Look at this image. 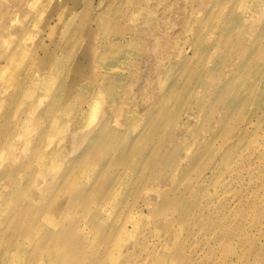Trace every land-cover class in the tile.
Wrapping results in <instances>:
<instances>
[{
    "label": "rangeland",
    "instance_id": "1",
    "mask_svg": "<svg viewBox=\"0 0 264 264\" xmlns=\"http://www.w3.org/2000/svg\"><path fill=\"white\" fill-rule=\"evenodd\" d=\"M0 1L16 15L4 29L0 19V129L5 135L18 127L36 95L22 92L30 77L44 74L38 119L28 137L18 136L16 151L26 154L46 135L37 164L44 156L52 164L30 170V191L48 206L42 219L76 223L73 242L80 240L72 244L81 248L63 261L41 252L36 234L0 227L7 239L0 240V264H264V158L253 148L264 152V0H106L108 22L102 36L91 28L87 45L95 49L70 87L85 21L77 19L74 33L56 25L67 0ZM57 116L63 126L53 140ZM252 117L254 130L246 126ZM103 122L118 148L107 173L121 176L115 186L102 183L110 176L84 184L94 189L90 206L69 211L76 186L58 177ZM240 127L251 130L232 176L229 148ZM137 147L145 151L135 159ZM84 165L79 180L100 173L99 161ZM7 190L0 188V208ZM8 225L16 226V215Z\"/></svg>",
    "mask_w": 264,
    "mask_h": 264
},
{
    "label": "bare ground",
    "instance_id": "2",
    "mask_svg": "<svg viewBox=\"0 0 264 264\" xmlns=\"http://www.w3.org/2000/svg\"><path fill=\"white\" fill-rule=\"evenodd\" d=\"M57 1H59V0H54L55 3ZM62 2H64V0H62ZM67 2L70 3V5L68 6L67 9H65L64 15L62 16V20L57 22L56 25L59 24V26L64 27L66 32L73 30L71 32L74 33V30L77 27V24H76L77 19L81 18V21H85V23L82 25L81 28L78 26L79 29H82L81 32H82V35L85 39L81 40V42L77 43L78 46H76V48H78V51H79L78 54L79 55H77V57H76L75 66L71 65V75H70V79H69V87H70V86H74L76 83H78L82 79V75L85 73V71H87V67L90 63V61H89L90 60V54L92 51H94L93 49H95L92 46L87 45L89 39H91V37H92V33H90L91 28L93 27V28L97 29L100 32L99 34L101 35V29L104 28L106 26V23L108 22L109 12L106 8H102L103 6H105L106 0H67ZM44 9H46V8H44ZM21 10L24 12L25 9H21ZM47 10H49V9H47ZM22 11H21V13H22ZM44 11H43V13H44ZM15 16L16 15H14L13 11L12 10L10 11L9 8L6 5H4L2 1H0V19H2V28L3 29L7 28L9 26L7 24H9V21L11 22V20L14 19ZM52 24H53L52 22H49V26H51ZM0 35H2L1 32H0ZM5 41H7V40H5ZM116 42L121 43V42H123V40H120L118 38ZM1 45L2 44H0V46ZM73 46H74V44H73ZM1 47H3V45ZM48 47H50V46H48ZM252 70H253V72H258L259 67L254 64V65H252ZM37 74H39V73H37ZM32 77H30L31 78V79H29L30 83L27 84V88L24 89L22 94L25 97L35 95V94L36 95L33 96L34 98H32V101L29 102L28 108L25 111V116L23 117L22 115H20V116H22V118L19 119V123L16 121L18 123L17 124L18 129L14 127L15 129L12 130V128H13L12 127L11 129H9L8 134L4 135V131L1 130L2 125L0 127L1 128L0 129V188H2V189H5L6 187L8 188L5 198L1 197V201H3V204H2V207L0 208V227L12 228L19 235L21 233H23L22 236L25 238L29 237L30 235L36 234L39 238V242H40L39 246H40L41 252H45V250L46 251L49 250V252L52 253V256L54 258L57 256L62 257L63 261H65L64 258L65 259H67V258L71 259V254H72L71 251H75L76 247H77V249L80 248L79 246H76L74 249L73 247L75 245L72 244L74 236L75 237L77 236L78 238H80L79 237L80 232L78 233V226H74L73 224H76V223L73 222V224H71L72 226L69 225L70 226L69 227L66 224H63L64 220L61 223V221H59L58 219L57 220L52 219V218H49L48 220L47 219L45 220L44 218L42 219L41 213H43L44 216L46 214H48L49 211L47 213L45 211L46 207L48 208V206L45 205L46 207L44 206V208H43V206H41L39 203H37L36 196H38L39 194H35V191H30V189L32 188V184H30V182H28V178L30 180L32 179V177H30L29 172H30V170H34L36 165H38L40 168L43 169V168H49L52 164V163L49 164L45 160L46 156L40 158V163L37 164V160L41 156V153H42V138L45 137L46 135L42 134L41 135V137L43 136L42 138H39L37 141H34L33 143H31L32 147L30 146V148H29V150H27L26 154L24 153V154L20 155V153L16 151V148L18 146L17 145L18 143L16 142V140L19 139L18 136H27L28 137L29 130L32 129V127H35V120L38 119V116L36 115V111L38 110V107H39L38 104H40V101H41L40 98H41V96H43L40 94V92H41L43 83L47 80L46 76L44 74H41V73L38 76H35V77L32 76ZM28 99H29V97H28ZM79 99L81 101V99L85 100L86 98L84 95L83 96L80 95ZM25 100H26V98H25ZM50 114H51V108H49L47 111H45L43 116L49 117ZM251 125L253 127V130H254L255 125L256 126L258 125V123L255 121V119L253 117L246 121V126L251 127ZM62 126H63V124L61 123L59 116H57L54 119V123H53V127H52L53 132L51 134H48L49 138H53V140H54L56 137H58L57 133L59 131H61L60 128ZM155 128H159V126L155 127ZM250 130L251 129L249 127H246V128L240 127L239 128V131H240L239 135L233 140L232 144L230 145V148H229V154H230L229 155V157H230L229 165L231 167L230 172H229L230 175H232L234 173V171H233L234 163L236 164V161H238V159L241 158V156H243V155H241V156L238 155V153H241L240 152L241 150L238 151L237 148L239 146H242V148H243L246 145L244 139L250 135ZM149 131H151V135L153 133H155L153 123L151 124V128ZM114 132L115 131L112 129L111 125L107 122H103L102 124H99L97 127H95L87 135L88 141L85 142L86 145L84 143L85 148H84L83 152L80 155H78L77 157H75L74 159H72L67 164V167L63 171V174L60 175V177H58V179L61 178L65 183H67V184L72 183L74 186H76V188L73 189L72 196H70L71 201H70V204L68 205V210L71 207H73V208L76 207L73 210H78L77 207L79 208V206H81V205H84V206L87 205V207L90 206V197H91L90 195L92 194L94 189H93V191H92V189H86L84 187V184H87L91 181L95 182L98 179H100L99 177H101V176H105V177L110 176L111 177L108 179L105 178L104 182H102L103 184L110 183V186H115L117 184V182L121 176V173L120 174H115L112 172L107 173L108 163L111 162L110 160L112 158V154H110V152L111 151L114 152L115 150L118 149V148L115 149V147H111L112 146L111 139L115 135ZM27 137H26L25 143L30 144V139H28ZM116 146L118 147V145H116ZM253 148L255 150L256 159L257 158H259V159L264 158V152L263 151L257 150V148H255V147H253ZM144 151H145V148L142 149L141 147H137L136 149L133 150V153H134L133 156L136 159V158H138L139 153L144 152ZM238 156H240V157H238ZM253 157H254V155H253ZM92 158L95 161L100 162V167H101L100 173L92 176L91 177L92 179L90 178L88 180V182H84V181L79 180L77 178L79 175V172H82V169L85 166L84 164L89 159H92ZM128 158H129L128 156L124 157L122 159L123 162L126 161ZM115 161H116V159H115ZM261 164H263V162ZM120 165H118V166H120ZM258 165H259V163H258ZM75 169H77L76 170L77 176H74L73 178H71V173L74 172L73 170H75ZM237 173H239V172H237ZM255 178H256V176H255ZM102 183H100L98 185H101ZM256 183H255V185H256ZM96 185H97V183H96ZM252 185H254V184H252ZM78 187H80V188H78ZM27 191H29V192H27ZM237 192H238V189H237ZM26 195H29V196H26ZM21 197L27 198L28 200H24V202H23L21 200ZM262 200H264V199H262ZM246 201H247V199H246ZM167 202H168V198H164L163 203L166 204ZM256 205L257 204L253 203L254 207H256ZM248 206H249V203H248ZM253 206H252V208H253ZM258 206H257V208H258ZM57 207L59 209L61 206L57 205ZM43 210L45 212H43ZM73 210H72V212H73ZM248 211H249V209H248ZM67 213H68V211H67ZM64 214H63V216L66 215V214L65 215ZM15 215H16V226L8 225V223L15 217ZM237 215H238V213H237ZM237 215H235V216H237ZM47 217H49V215ZM243 218H244V216H243ZM257 218H259V217H257ZM27 219L31 220V224L27 223V221H29ZM233 223H234V221H233ZM91 224H92V222H91ZM229 225H232V223L231 224L229 223ZM78 238L77 239L75 238V239L78 241V240H80ZM84 239L82 238V240H84ZM0 240H7V239H4L0 235ZM76 240H74V242ZM87 240H89V239L87 238ZM89 241H87V242H89ZM75 243H77V242H75ZM79 243H81V241ZM84 244H81V245H84ZM77 245H79V244H77ZM81 247H83V246H81ZM84 247H85V245H84ZM72 248H73V250H71ZM80 251H82V250H79V251L77 250V252H78L77 254H80ZM85 251H86V247H85ZM29 252H31V251H29ZM75 253H76V251H75ZM28 255H29V253H28ZM85 256L86 255L84 254L83 257H85ZM24 257L25 256L23 255L22 258H24ZM29 257H30V255H29ZM81 257L82 256H80V258ZM27 258L28 257H26L25 259H27ZM0 259H1V257H0Z\"/></svg>",
    "mask_w": 264,
    "mask_h": 264
}]
</instances>
